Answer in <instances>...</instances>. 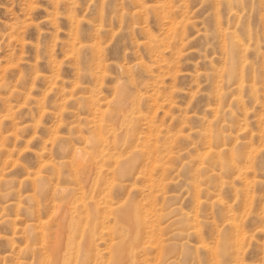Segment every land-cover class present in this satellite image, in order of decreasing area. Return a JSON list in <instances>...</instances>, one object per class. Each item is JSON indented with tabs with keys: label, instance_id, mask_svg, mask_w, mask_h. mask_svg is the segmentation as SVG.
<instances>
[{
	"label": "rangeland",
	"instance_id": "374dc122",
	"mask_svg": "<svg viewBox=\"0 0 264 264\" xmlns=\"http://www.w3.org/2000/svg\"><path fill=\"white\" fill-rule=\"evenodd\" d=\"M0 264H264V0H0Z\"/></svg>",
	"mask_w": 264,
	"mask_h": 264
}]
</instances>
